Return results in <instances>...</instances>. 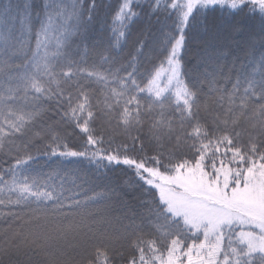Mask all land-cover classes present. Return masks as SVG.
I'll use <instances>...</instances> for the list:
<instances>
[{"label": "snow or ice", "instance_id": "obj_1", "mask_svg": "<svg viewBox=\"0 0 264 264\" xmlns=\"http://www.w3.org/2000/svg\"><path fill=\"white\" fill-rule=\"evenodd\" d=\"M135 7L120 0L113 10L117 43L143 14ZM147 7L171 29L163 87L154 60L141 75L135 57L120 63L111 39L89 46L95 0L87 18L79 0L70 11L46 3L34 49L0 32V151L14 161L0 165V264H264V0ZM11 10L0 7V17ZM217 12L222 26H211L243 36L247 63L220 77L208 62L230 53L206 52L203 79L186 80L183 52ZM53 104L56 120L47 117ZM85 161L99 176L126 168L123 183L149 197L142 210L101 206L114 190L86 188Z\"/></svg>", "mask_w": 264, "mask_h": 264}, {"label": "trees", "instance_id": "obj_2", "mask_svg": "<svg viewBox=\"0 0 264 264\" xmlns=\"http://www.w3.org/2000/svg\"><path fill=\"white\" fill-rule=\"evenodd\" d=\"M50 2V0H0V7L11 4L12 10L7 16L0 17V32L8 34L13 40L17 41H30L31 47L35 48V32L39 29L41 19L45 18L44 5ZM91 0H79V4L83 5L84 18H87V8ZM97 5V11L93 25L88 31V44L91 46L93 42L96 46H106L109 39L112 40L113 44L116 45L117 50L120 53V63L126 64L130 58L135 57L138 61L139 72L141 75L146 70L152 69L151 61H155L157 69H161L165 64V56L162 54L165 46V35L171 29L165 26L164 14L159 15V19L162 23H157V16L149 17L147 0H134V11H141V8L135 7V4H139L143 7V14L134 24L131 25L130 29H122L127 32V38L121 37L119 43L116 42L115 37L112 34V12L116 8L120 0H95ZM173 0H161V6L165 4L170 6ZM177 2L183 3L184 0H177ZM57 4L66 7L69 11L71 10L72 0H56ZM30 5L27 11L25 6ZM39 14V15H38ZM224 18L219 13L209 14L210 27L208 31H199L196 33L195 39L189 41L186 50L183 52V71L189 73L186 80L191 79L198 81L203 79V72L205 71V62L202 60L205 53H212L216 50H224L230 53L229 55L214 61H209L208 71H217L220 77L231 75L235 78L237 71L239 70L240 63L244 60L243 57V36L241 34H233L231 36L220 32L217 34L218 29L211 26L212 22L215 21L218 25L222 26ZM69 24H74L75 19L67 21ZM170 23V21L168 22ZM62 35L60 33H51L52 41L50 51H55L56 40ZM142 42V43H141ZM236 42H241L238 46ZM79 40H75L73 43V49L79 44ZM170 48V45H168ZM83 50V45H80ZM137 51H143L146 56L137 57ZM258 55V51H257ZM238 57L233 64V58ZM19 62V61H17ZM92 57L88 58V64H92ZM221 65L220 69L216 68V65ZM108 66L105 65V68ZM131 70V69H129ZM231 70V72H230ZM155 69H153V74ZM123 74V73H122ZM221 83L223 81L221 80ZM93 88L99 87L93 84ZM231 87V85H227ZM51 111L47 113V117L52 120L59 119L56 115L55 105H49ZM69 132L72 129H68ZM9 163H14L3 151H0V165L3 168H7ZM44 164V160L40 161ZM43 171H48V167H44ZM131 173L124 167H115L111 170L104 172L103 176H99L93 167L88 166L85 161L80 165L79 176L81 180L88 179L89 184L85 187H95L96 191H108L109 188L114 190L112 198L106 202H102L101 206L106 203L110 205L113 213H124L129 209L140 212L142 210L141 202L149 199L148 195L143 192L140 187H129L125 185V181ZM75 176V174H74ZM73 176V178H74ZM99 176V178H98ZM81 180H77L80 183ZM108 186V187H105ZM91 194V193H89ZM126 202V204L124 203ZM5 212L8 209H3ZM0 224L7 226V222L0 218Z\"/></svg>", "mask_w": 264, "mask_h": 264}, {"label": "rangeland", "instance_id": "obj_3", "mask_svg": "<svg viewBox=\"0 0 264 264\" xmlns=\"http://www.w3.org/2000/svg\"><path fill=\"white\" fill-rule=\"evenodd\" d=\"M162 69H164V71H161V77L160 80L158 81V83L160 84L161 87L165 86L167 84V80L165 78V72L167 69V63L162 67Z\"/></svg>", "mask_w": 264, "mask_h": 264}]
</instances>
